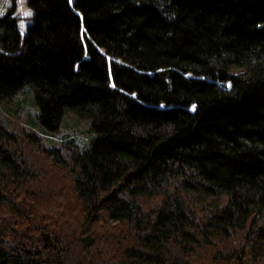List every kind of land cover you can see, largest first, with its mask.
<instances>
[{
    "label": "trees",
    "instance_id": "obj_1",
    "mask_svg": "<svg viewBox=\"0 0 264 264\" xmlns=\"http://www.w3.org/2000/svg\"><path fill=\"white\" fill-rule=\"evenodd\" d=\"M25 6L22 35L0 15V264H264V0Z\"/></svg>",
    "mask_w": 264,
    "mask_h": 264
},
{
    "label": "rangeland",
    "instance_id": "obj_2",
    "mask_svg": "<svg viewBox=\"0 0 264 264\" xmlns=\"http://www.w3.org/2000/svg\"><path fill=\"white\" fill-rule=\"evenodd\" d=\"M14 2V8H13V12L12 15H14L16 17L15 21H16V29L18 31V33H20V35L23 34L25 27L27 25V23L29 22V15L31 13V10L28 9L27 6H25V0H0V9H2V12L5 11L6 7L11 3ZM70 2V0H69ZM99 51H101L100 48H98ZM24 88V87H23ZM22 98L27 99V93L23 91V94H21ZM15 98L11 99V103H13ZM19 99V98H18ZM30 107V106H29ZM10 107H8L7 109L3 107L2 104H0V115L3 116V120L5 122H9V123H13V120L15 119L13 117V115H11L10 112ZM73 115V114H72ZM72 115L69 116L67 115L66 117H68L69 121H72ZM65 117V118H66ZM78 122L79 124H81L82 126V131L80 132V136H76L77 138H75V142L78 144H81L82 140L84 139L83 137L86 138L85 143L87 142V134L90 133L89 131H86V128L88 127V120L84 119V118H78ZM28 129H31L30 126H26ZM34 130L38 133H40L44 139H45V145L49 146L53 143H55L56 141H58L60 139L61 136L60 133L58 131H53L50 132L49 134H45L44 132H41L40 130H38V128L34 127ZM83 134V135H81ZM79 135V134H78ZM83 136V137H82ZM47 137V138H46ZM81 137V138H80ZM47 139V140H46Z\"/></svg>",
    "mask_w": 264,
    "mask_h": 264
},
{
    "label": "snow or ice",
    "instance_id": "obj_3",
    "mask_svg": "<svg viewBox=\"0 0 264 264\" xmlns=\"http://www.w3.org/2000/svg\"><path fill=\"white\" fill-rule=\"evenodd\" d=\"M2 14H3L2 9H0V15H2Z\"/></svg>",
    "mask_w": 264,
    "mask_h": 264
}]
</instances>
